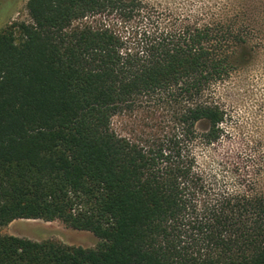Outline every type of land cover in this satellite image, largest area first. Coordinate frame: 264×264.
Segmentation results:
<instances>
[{"label": "trees", "instance_id": "16d2710c", "mask_svg": "<svg viewBox=\"0 0 264 264\" xmlns=\"http://www.w3.org/2000/svg\"><path fill=\"white\" fill-rule=\"evenodd\" d=\"M26 9L28 21L0 31V227L58 220L97 242L0 233V264H264V138L249 153L203 155L229 133L216 86L264 50V10L247 0ZM142 102L173 108V131L154 146L112 125Z\"/></svg>", "mask_w": 264, "mask_h": 264}, {"label": "rangeland", "instance_id": "374dc122", "mask_svg": "<svg viewBox=\"0 0 264 264\" xmlns=\"http://www.w3.org/2000/svg\"><path fill=\"white\" fill-rule=\"evenodd\" d=\"M163 8L182 9L185 2L196 0H150ZM27 0H0V31L13 20H29ZM254 10L263 13V0H247ZM194 5V4H193ZM263 25V18L261 19ZM134 23L126 25L134 27ZM216 94L231 115L229 133L216 145L205 149L203 155L210 158L224 157L227 147L249 153L248 148L256 141L263 144L264 138V50L258 51L254 60L237 69L228 80L216 86ZM173 108H155L152 103L142 102L133 110L117 114L112 119L113 127L146 146H154L166 139L174 128ZM201 152V151H200ZM263 153L256 150L255 158ZM1 234L26 237L32 240H56L70 245L92 247L97 238L89 231L75 230L58 220L15 219L0 227Z\"/></svg>", "mask_w": 264, "mask_h": 264}]
</instances>
